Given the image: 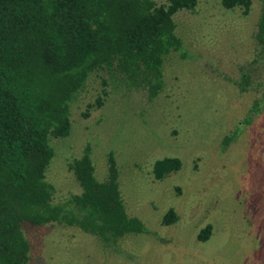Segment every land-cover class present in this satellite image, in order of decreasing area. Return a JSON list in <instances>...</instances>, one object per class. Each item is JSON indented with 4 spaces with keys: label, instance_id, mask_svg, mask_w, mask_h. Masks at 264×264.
<instances>
[{
    "label": "rangeland",
    "instance_id": "obj_1",
    "mask_svg": "<svg viewBox=\"0 0 264 264\" xmlns=\"http://www.w3.org/2000/svg\"><path fill=\"white\" fill-rule=\"evenodd\" d=\"M260 10V0H251L247 14L198 0L193 11L177 12L185 57H164V86L152 100L144 90L103 83L102 71L89 75L71 105L70 135L52 140L45 174L53 201L80 191L67 162L90 144L99 181L113 153L126 212L148 232L108 248L73 226L26 222L30 264H264V107L248 114L264 94L257 84L264 66L251 63ZM244 72L251 86L240 91L235 82ZM100 95V106L83 117ZM233 130L236 138L223 148ZM167 156L178 157L180 168L155 179L153 162ZM169 209L177 220L164 224ZM206 226L210 234L200 240Z\"/></svg>",
    "mask_w": 264,
    "mask_h": 264
},
{
    "label": "trees",
    "instance_id": "obj_2",
    "mask_svg": "<svg viewBox=\"0 0 264 264\" xmlns=\"http://www.w3.org/2000/svg\"><path fill=\"white\" fill-rule=\"evenodd\" d=\"M198 0H0V264H30V245L23 223L73 226L113 248L131 233H147L143 222L126 212L118 184V168L107 154L103 181L95 176L92 147L67 162L78 193L53 201L54 186L46 170L54 156L52 140L72 131L70 110L93 72L127 89H141L148 100L164 86V57H185L173 16L193 11ZM227 9L247 14L251 0H221ZM256 24L252 64L264 66V0ZM240 91L251 85L244 72L235 82ZM263 86L264 82L257 83ZM106 92L102 90V94ZM102 96L88 109L100 106ZM264 107V94L248 114ZM248 116V121L250 120ZM222 140L227 147L238 133ZM178 157L152 164L155 179L180 168ZM177 220L167 210L162 223ZM210 226L198 237L206 240Z\"/></svg>",
    "mask_w": 264,
    "mask_h": 264
}]
</instances>
